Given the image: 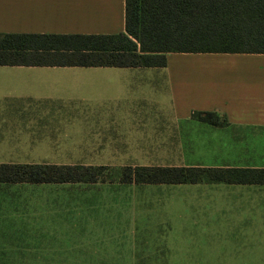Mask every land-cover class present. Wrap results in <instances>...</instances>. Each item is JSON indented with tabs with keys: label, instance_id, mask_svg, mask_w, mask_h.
I'll return each instance as SVG.
<instances>
[{
	"label": "crops",
	"instance_id": "crops-1",
	"mask_svg": "<svg viewBox=\"0 0 264 264\" xmlns=\"http://www.w3.org/2000/svg\"><path fill=\"white\" fill-rule=\"evenodd\" d=\"M125 32V0H0V33ZM194 111L219 112L228 124L202 123L192 118ZM196 125L207 144L206 167L264 168V53H168L165 67L0 65V164L153 157L144 153L159 148L149 143L177 135L179 127L193 134ZM68 149L86 154L68 155ZM2 185L25 193L15 194L0 214V264H125L110 263L103 250L93 255L101 262L92 263L77 261L83 259L78 255L68 262L65 252L68 235H123L98 230L106 216L68 215L69 202L88 199L86 207L99 211L121 198L138 202L137 212L112 222L133 224L134 234L135 224L162 222L163 237L187 240V253L168 252L162 264H264V184ZM147 200L162 202L164 214L138 213ZM198 239L208 240L201 257L188 242ZM185 254L186 261L179 260Z\"/></svg>",
	"mask_w": 264,
	"mask_h": 264
},
{
	"label": "trees",
	"instance_id": "trees-1",
	"mask_svg": "<svg viewBox=\"0 0 264 264\" xmlns=\"http://www.w3.org/2000/svg\"><path fill=\"white\" fill-rule=\"evenodd\" d=\"M126 32L114 35L0 33V65L165 67L168 53H264V0H125ZM194 111L213 126L224 114ZM108 166L0 164V182H106ZM124 183L264 184V168L126 166Z\"/></svg>",
	"mask_w": 264,
	"mask_h": 264
},
{
	"label": "rangeland",
	"instance_id": "rangeland-1",
	"mask_svg": "<svg viewBox=\"0 0 264 264\" xmlns=\"http://www.w3.org/2000/svg\"><path fill=\"white\" fill-rule=\"evenodd\" d=\"M224 117L219 115L218 121L223 122ZM204 123V122H202ZM208 124V123H206ZM192 128L184 126L179 127L178 134L167 136L163 134L161 137L162 141L155 144L157 150L147 151L144 154L155 155L153 157H140V158H125V159H107V158H64V159H54L49 160L51 162H57L58 164H84V165H94L108 166L110 170L104 171L106 176V182L121 183L122 175L121 168L133 165V166H168V167H201L208 168L204 165V155L205 149L207 148L206 140L202 136L201 125H196L193 129L194 133L190 134ZM190 134V135H188ZM67 154H86L79 153L72 149L67 150ZM132 154H142V153H132ZM56 163V164H57ZM227 169V168H222ZM207 176H203L198 182H210ZM216 182V181H214ZM8 182H0V214L3 213V207L9 208V205L15 199V194L25 192L22 191H12L4 188V185ZM3 186V187H2ZM29 193V192H26ZM67 193L76 194L77 191L68 190ZM88 193V192H85ZM74 200V199H73ZM88 199L81 201L80 203L69 202L67 204L68 215L71 213L75 216H91L98 214V216H106L107 220L105 223L99 224L98 230H109L113 232H121L123 235L121 238L118 237V233L115 234L113 239H101L92 240L90 238L81 239L75 238L74 235H68L72 237L65 238V252L67 257H69L68 262L75 261V256L78 255L82 260H77L80 262H91L94 258L97 262H101L99 256H93L96 252L103 250L111 255L109 258L110 263H125V264H143V261H147L152 264H162L163 258L167 256L168 252H176L178 255L182 252L187 253V240L183 238H168L163 237L164 224L159 223H146V224H135L138 226L136 234L133 231L131 223L125 222H112V220H117L116 217H121L123 215L134 214L137 212V206L135 201L128 202L125 199L120 201L109 199L105 202L106 209H92L87 206ZM15 203V202H14ZM75 204L77 206H71ZM145 204L143 203L142 206ZM162 202L157 200H147L146 207H138V213H144L151 215L152 217L164 214ZM84 207L83 209H72L74 207ZM127 225L132 227V234L130 238H127ZM73 226V224L71 225ZM74 228H68V232H76ZM93 230V229H91ZM97 231V230H95ZM131 231V228L130 230ZM107 233V231H106ZM111 236V233H107ZM192 251L198 254L200 257L204 251L205 245L208 240H188ZM94 243V244H93ZM209 245V244H208ZM210 246V245H209ZM162 252V253H161ZM100 253V252H99ZM102 254V253H100ZM187 255L184 257H179V260L186 261ZM198 258V257H197ZM158 259V260H157ZM108 260V259H107Z\"/></svg>",
	"mask_w": 264,
	"mask_h": 264
}]
</instances>
